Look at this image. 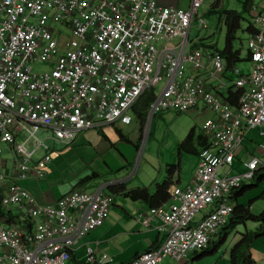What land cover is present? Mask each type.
<instances>
[{
	"label": "built area",
	"instance_id": "built-area-1",
	"mask_svg": "<svg viewBox=\"0 0 264 264\" xmlns=\"http://www.w3.org/2000/svg\"><path fill=\"white\" fill-rule=\"evenodd\" d=\"M203 2L190 0L179 9L156 0H0V186L6 161L14 177L2 205H15L20 217L33 220L29 230L0 224V264H116L106 254L96 260L91 247L85 263L70 254L107 218L111 194L73 190L46 205L19 181L34 164L39 178L44 176L52 159L46 140L70 145L82 131L128 125L132 106L160 83L147 119L201 104L215 113L201 127L210 146L199 154L192 183L173 189L167 209L137 215L163 241L125 264H164L166 258L182 264L228 224L232 195L264 169V161L252 156L233 172L247 133L264 124V6L250 7V70L242 74L234 67L236 79L228 81L224 57L189 41L194 20L198 29L207 28L199 13ZM55 24L65 26L67 35ZM38 64L46 70H36Z\"/></svg>",
	"mask_w": 264,
	"mask_h": 264
},
{
	"label": "crops",
	"instance_id": "crops-1",
	"mask_svg": "<svg viewBox=\"0 0 264 264\" xmlns=\"http://www.w3.org/2000/svg\"><path fill=\"white\" fill-rule=\"evenodd\" d=\"M156 1L159 5L163 7H175L179 9H187L190 5V0H156ZM204 2L203 4L206 3ZM208 5H210V7L213 9L214 14L217 13V9L219 8L223 9L220 0H211V1L208 0L206 6ZM261 6H264L263 0ZM250 13L252 14L251 9H250ZM221 25L222 24L220 23L218 17L217 21H215V24H213L210 28L207 27L205 34H203L202 36V34L199 35L198 32L204 33V31L198 30L196 20H194L191 24L189 31V41L191 45L200 46L197 44H201V43L205 45L214 44L217 48H219L218 44H216V42L214 41V37L215 34L221 29ZM200 39H203V41H200ZM202 44L200 47H203ZM246 62L249 63L248 61ZM234 67L238 68L236 64L232 68ZM232 68H228V71L231 72ZM227 79L228 81H234L236 78L234 80H231L229 78ZM199 108H205L203 109V113L206 116V118L203 116L202 119L200 118L201 120H203L204 118L210 119L212 117H215V113L212 114L208 108L204 107L201 104L195 107L194 110ZM133 121L136 123H133ZM144 125L145 122L144 124L141 125V121L135 118L134 116H132V121L128 125H122L118 123L113 126H105L100 129H91V130H100L104 134V136L106 134L108 135L110 134L116 141L124 142L120 139L118 131L124 133L125 131L129 132L131 130L137 129L140 140V137L143 135ZM199 129L200 132L202 133L201 127ZM91 130H87L84 132H89ZM261 130L264 131V124L260 128L252 129L247 133L242 146H240L236 151L237 155L235 156L234 159L233 172L242 171L243 161L250 159L252 156H258L264 161V137L260 135ZM82 133L83 131L78 133L75 140L70 144V148L76 144L75 142H77V140H80L79 136ZM104 140L107 141L108 143L110 142L112 146L116 148V145L113 144V142L107 135H106V139ZM56 144H61V143H56ZM70 148H67L65 150L61 148L59 151H56L54 148L52 149V159L44 167L43 177L39 178V176L37 175L34 169L36 167L34 164L33 165L34 168L30 170L28 178L26 180L19 181V183L23 187L28 189L40 203L46 205H54L62 196L68 194L73 190H84L82 187L90 183L89 181L81 186H78L80 180L83 177H85L84 173L86 170H82V172H78L77 170H75L73 167V164H75L74 160H71L69 164L63 161L58 162L59 158L64 160V157L68 154L67 152H69V154L71 153ZM104 148L105 147L101 146L100 151H103ZM61 153L62 156L58 155ZM107 154L110 155V151ZM196 157L197 158L194 167L189 174L182 173L181 160H180L179 164L174 165L175 167L172 169L171 172H169L167 176L163 175L164 172L163 169L165 168V170H167V167L171 164L163 165L162 163L159 164V166H157L154 164H150V162L146 161L147 165L151 166V169L157 166L160 172L156 176H151L150 173L145 168L143 169L145 174L142 175L140 178L138 177V175L140 173V170L142 169L141 165L138 166L135 170H133L130 174H126L124 176L122 175L123 172H120L122 169H124V166L118 164L117 166H115L114 170H112L110 167L107 166L105 162L103 163V160H100V158L96 157L95 160L99 161L101 166L106 169L105 171L107 175H109V178L102 181L100 180L101 182L100 181L95 182L94 183L95 186L92 192H94L98 188L103 189L105 193L112 195L113 203L109 209L108 216L103 221V223L94 230H92L90 233H88L83 239H81L78 243H76L72 247L70 253L71 260L75 262L85 263L87 261V256H88L86 249L88 247H91L93 249V255L96 260L99 257H101L103 254H106L112 257L116 264H125L131 261L132 259H134L137 255L145 251L157 249L163 241V235L154 228V225L152 227H144L138 221L137 215L140 212H149L151 208L162 207L164 209H167L174 201L173 189L175 187L185 188L187 185H190L192 183L194 179V172L199 160V156ZM4 170L6 171V181L3 183L2 188L6 193V187L14 180L13 165L10 162L6 161ZM226 170H227L226 168H223L221 170V174L225 173ZM168 177L170 178V181L173 183L174 188L170 190L169 199L156 206L152 205L151 202H147L144 200H132L124 196L123 192L120 189H118V187H122V186L124 187L125 190H131L134 188H146L150 194H154L156 191L157 184L163 182ZM251 181L246 182L244 185H250ZM263 197L264 195L261 196V198ZM261 198H259L258 195L254 198V200L257 199L260 200ZM231 201L234 204V207H236V205H238L239 203L238 198L234 199V194L232 195ZM247 208L249 209L248 211L250 212V214L254 217H258L264 213V203L261 204L260 206L258 205L257 207L258 209L255 210L254 204L250 200ZM11 209L12 210L16 209L17 215H19V210L17 209V207L16 208L11 207ZM211 209L212 207L208 208L206 212H208ZM233 217H234L233 215L230 217L228 224L231 222ZM234 220L235 222L237 221L236 219ZM240 222H244V226H245V232H243L244 234L251 231H259V233L253 237L250 243L249 259L251 261H249V264H264V224H262V222L257 220H253V222H255L253 226H249L245 220ZM154 223L155 224L158 223V219H154L153 224ZM226 226L217 233L218 241L222 240L223 238L224 239L226 238L225 236ZM243 233H239V234L243 235ZM218 250L219 247L216 251L213 252V254L216 253ZM192 256L194 255H191L189 258L187 257L188 259L183 261L182 264H192L194 261L192 259ZM163 263L172 264V260L166 258L164 259Z\"/></svg>",
	"mask_w": 264,
	"mask_h": 264
},
{
	"label": "rangeland",
	"instance_id": "rangeland-1",
	"mask_svg": "<svg viewBox=\"0 0 264 264\" xmlns=\"http://www.w3.org/2000/svg\"><path fill=\"white\" fill-rule=\"evenodd\" d=\"M246 1L248 0H220L223 9L233 10L237 12H243V5ZM250 1L256 6H260L262 4V0ZM205 2V4H203V6L199 8V13L205 19L207 27L210 28L213 24H215V21H217L219 17V11H221L222 9H217V13L214 14L213 9L210 7V5L206 6L208 0H205ZM243 17L244 20L241 22V28L237 32V38L233 43L234 49L241 48L242 58H244L247 54L248 34L245 32V29L247 28L249 22L252 23V16L250 12H244ZM55 28L56 30L60 29L63 34L67 35L65 26H59L55 24ZM198 30L204 31V33L198 32V34H202V36L206 32L205 28ZM214 41L216 42V44H218V47L220 49L224 47L225 27L223 25H221V29L215 34ZM236 66L240 69L242 74H246L250 70V64L246 61L239 62L236 64ZM35 69L39 71L46 70L45 66L42 64L36 65ZM225 76L226 78H229L231 80H234L236 78V75L229 71L226 72ZM161 87L162 83H160L155 88L156 94L160 92ZM203 109L205 108H199L195 110L193 109L186 112H176L173 110L158 112L150 119L146 118L141 140H139V133L137 129L131 130L129 132L125 131L123 133L129 139V143L116 141L110 134H106L111 139L113 144L116 145V148L113 147L110 142L109 143L111 145L104 140V134L100 130H91L89 132L83 131V133L79 136L80 140H77V142H75L76 144L71 148L70 145L56 144L51 140H46V143L56 151H59L61 148H63L64 150L70 148L71 153L69 154V152H67L68 154L64 157L65 161L59 158L58 162L63 161L69 164L71 160H74V169L78 172L86 170L84 173L85 176L92 173H98V177L92 179L90 183L82 187L86 192H92L95 186V182H99L100 180L102 181L109 178V175H107L105 171L106 169L101 166L99 161L95 160L96 157L100 158V160H103V163L105 162L107 166L112 170H114L115 166H117L118 164L124 166V169L120 171L123 172L122 175L124 176L126 174H130L140 165L142 169L140 170V173L138 175L139 178L145 174L143 170L145 168L151 176H156L160 172L157 167L159 166V164L163 163V165H178L180 160L182 173L189 174L194 167L197 157L186 152H179L178 147L180 143L187 137L189 131L192 128H196V130L199 131V128L202 127V125L208 120L205 119L206 116L203 113ZM210 112L214 114L211 110ZM203 116L205 118L201 120ZM133 123L136 122L133 121ZM43 136L44 134L42 132L38 134V137L40 138H43ZM101 146L105 147L106 149L104 148L103 151H100ZM135 146H138V148H136ZM109 151L110 155L107 154ZM58 155L62 156V153ZM146 161L157 166L151 169V166H148ZM163 171L164 176H167L169 174V172H167L165 168L163 169ZM255 182L256 181L254 180L253 183ZM258 195L259 198L264 195V180L260 181L256 187L247 189L242 196H239L238 205L248 207V204L251 200V202H253L254 204L255 210H257L258 205L260 206L264 203V197L260 200H254V198ZM11 207L16 208L15 205H11L10 208ZM13 210L16 211V209ZM245 221L249 226H253L255 224V222H253V220L250 218L245 219ZM243 232H245L244 222H240L239 220H237L229 229L226 230V238L223 239L222 242L218 245L219 250L216 253L208 254L200 259H194L195 256H192V259L194 260L192 264H232L231 251L236 246L238 241L242 239L243 236L239 233ZM215 239L217 240L218 236ZM194 254L195 253H190L188 255V258Z\"/></svg>",
	"mask_w": 264,
	"mask_h": 264
},
{
	"label": "trees",
	"instance_id": "trees-1",
	"mask_svg": "<svg viewBox=\"0 0 264 264\" xmlns=\"http://www.w3.org/2000/svg\"><path fill=\"white\" fill-rule=\"evenodd\" d=\"M252 2L250 0L246 1L243 5V12H237L228 9H222L219 11V21L225 27V43L222 49L217 48L214 44H202L203 47L210 48L211 50L219 52L224 59L226 60L228 68H232L235 64L248 61L249 52L244 58L241 57V48L234 49L233 43L237 38V32L241 28V22L244 20L243 13L250 12ZM252 16V14H251ZM247 34L253 32L252 23L249 22L247 28L245 29ZM203 41V39H200ZM201 44H197L200 45ZM196 45V44H195ZM239 92L234 93L233 104L237 105ZM232 95V94H231ZM233 96V95H232ZM155 91L154 89H150L146 91L139 100L132 106L131 114L135 118L141 121V125L144 124L148 115V109L152 101L155 99ZM119 137L124 142H130L129 139L121 132L118 131ZM106 139V136L103 135ZM142 136L140 137V140ZM209 143L206 137L200 132V130H196V128H192L187 137L180 143L179 145V152H186L188 154H193L199 156L202 149L209 147ZM138 148V146H135ZM174 165H169L167 167L168 172H171L174 168ZM98 177V173H92L83 177L78 186L85 184L86 182L91 181L92 179ZM256 181L253 183V181ZM252 180L250 185H243L240 189L234 192V199H237L239 196L243 195L245 191L249 188L256 187L257 184L264 180V169L257 172V174ZM174 188L173 183L170 181V178H166L163 182L157 184L156 191L154 194H150L146 188H134L131 190H125L124 187H118L124 196L132 199V200H144L147 202H151L152 205L156 206L160 203L167 201L170 197V190ZM5 195L4 189L0 186V224L3 225H17L20 227H26L28 230L30 229L31 225L33 224V220L30 218H22L17 215V211L12 210L10 207H5L2 205V199ZM247 207L238 206L234 207L233 211V218L231 222L226 226V230L229 229L234 223L235 220L243 221L245 219H252L262 222L264 224V213L258 217H254L250 214ZM223 233V232H221ZM259 231H251L243 234L242 239L236 244V246L232 249L231 252V263L232 264H249V249L250 243L254 236H256ZM218 235V234H217ZM216 235V236H217ZM224 239V238H223ZM222 239V240H223ZM216 240L215 238L212 239L210 245L201 252H196L194 254L196 259H200L208 254H212L214 251L218 249V245L221 241Z\"/></svg>",
	"mask_w": 264,
	"mask_h": 264
}]
</instances>
